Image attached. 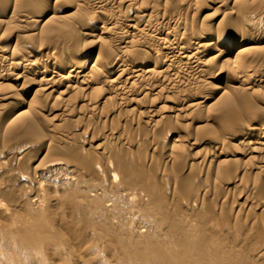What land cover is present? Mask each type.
Masks as SVG:
<instances>
[{
	"label": "bare ground",
	"instance_id": "obj_1",
	"mask_svg": "<svg viewBox=\"0 0 264 264\" xmlns=\"http://www.w3.org/2000/svg\"><path fill=\"white\" fill-rule=\"evenodd\" d=\"M263 43L264 0H0V218L12 219L24 204L39 200L37 192L31 199L20 192L29 186L27 171H45L46 160L34 153L30 158L32 149L83 152L90 163L66 161L65 168L72 175L91 169L110 189L117 184L96 173L101 162L145 177L146 154L156 151L151 189L157 191L170 171L163 172L162 162L196 171V184L169 175L170 186L184 188L183 198L166 204L182 209L178 221L147 236L137 231L140 241L131 236L135 242L125 248L160 264H264V113L253 118L230 100L240 95L250 108L264 98ZM115 116L146 134L148 148L123 126L98 128ZM231 116L244 124L223 127ZM210 120L219 125H206ZM64 123L74 129L61 128ZM201 178L214 179L216 189L200 185ZM98 183L87 189L97 193ZM231 190L239 197L228 210L219 205L218 213L224 221L245 217L241 240L224 237L235 250L215 237L221 230L214 234L211 223L206 226V210ZM23 232L30 243L36 228L24 223ZM244 242L255 251L243 254Z\"/></svg>",
	"mask_w": 264,
	"mask_h": 264
},
{
	"label": "rangeland",
	"instance_id": "obj_2",
	"mask_svg": "<svg viewBox=\"0 0 264 264\" xmlns=\"http://www.w3.org/2000/svg\"><path fill=\"white\" fill-rule=\"evenodd\" d=\"M228 83L230 85L238 84L236 81L232 82V80L228 81ZM230 100L236 106L243 107L244 109L247 108L245 111L249 112L253 118H262V114L264 113V98L254 101V105L256 106L250 108L240 103V95L232 96ZM166 106H169V103H166ZM101 109L106 111L108 106L102 105ZM104 120L100 121V124L96 123L99 124L98 128L104 130L110 127H118L121 129L123 126L121 129L123 133L138 140L142 147L148 148L151 139L145 136L146 134L144 135V133H137V130L135 131L129 124H126V126L122 125L121 116ZM237 124H244V120L240 116H231L222 122L223 127H231ZM206 125L217 126L219 124L214 120H210ZM61 126L65 130L74 129L71 123H64ZM38 131L40 134L46 133L44 127L39 128ZM74 131L77 134L81 133V137H83L82 133H86L78 128ZM87 136L89 135L87 134ZM76 138L74 137L77 141L73 139L74 143L79 145L78 136ZM183 146L186 148H184L185 150L190 148L188 145L186 146V143ZM47 149L48 147L40 152L33 149L30 150L31 152L29 151V155L34 153L35 156H39L38 158L43 157L42 162L46 160V162H43L44 164L42 163L41 168L46 173L44 171L40 176L32 170L27 171L26 179L29 186L20 191L29 199L35 198L34 194L37 192L39 200L24 204L22 210L12 219L11 217L13 216L0 218V232L4 234L7 232V236L9 237L8 243H5L1 239L2 236L0 237V264H160L161 261L158 258L154 259L141 251H128L124 244L134 243V237L140 241L136 233L137 231L141 230L142 234L147 236L150 233L149 230L153 231V228H156V230L160 229L158 232H163L166 226L178 221L179 218L176 216V213L182 209L177 207L170 210L166 207V204L174 203L175 196L183 198L184 188L176 189V187L172 186L174 185L173 182L170 186L167 177L169 175L172 177L173 175L178 180L182 179L186 183L196 184L194 181V177H196L194 173L196 171L181 172L176 170L177 166L159 162L162 166L161 169L164 170L163 172L170 171L168 174H166L167 172L165 173V179L163 183H160L157 189L158 192L154 191L147 183L155 178L151 170L154 168L157 154L156 151L154 153H150L149 151L146 154L145 160V170L147 171L145 177L126 175L119 172V170L111 169L101 162L100 168L96 173L105 177H112L117 187L110 189L101 181L95 180L93 175L95 172L91 169V171L87 170L82 174L72 175L71 173L73 172L65 168L63 163L66 161L72 163H90L83 152L66 153L64 151L61 154H57L51 148ZM34 154L30 158L34 159ZM149 157L155 158H150L149 160ZM40 162L39 159L35 160L34 165ZM167 167H170V169ZM211 179H207L209 183ZM256 179L260 180L258 176ZM201 180L203 183H201ZM201 180L197 179L196 181H200V185L205 183L203 185L205 187L209 186L207 188H210L209 191H211V187L214 189V179H212L213 183L211 182L212 186L211 183L205 182L202 178ZM96 182H99L98 184L100 185V190L97 193L87 189L89 185ZM135 182L137 185H134ZM239 187L241 186H237V188ZM217 188L218 191L223 192L222 184L219 183ZM240 189L239 191H241ZM172 190L175 194H172ZM233 190L229 192H234ZM237 191L230 195L228 192L226 195L229 196L225 197V200L217 198L215 205H213V210L210 211L205 208L209 216L206 220L207 223L202 221L206 223V226L208 223H211V226L207 227L213 233L216 228L221 230L222 232L216 234L215 237L221 240L227 248L230 247L234 250L235 248L225 242L224 237L231 240H241L243 238V230L247 228L245 217L238 215L237 218L231 217L229 221H224L218 211L221 204L222 208L228 210L230 201L232 202L236 196L237 198L239 197L240 192L238 191V193ZM235 193L237 195H234ZM48 200L50 201L49 203ZM137 221L145 222L149 226L148 229L143 227L136 229L134 223ZM195 222H201V220H195ZM24 223L26 225L31 224L36 228V232L30 243H24L26 238V234L23 232ZM232 228L234 231L231 232ZM118 233H121V238L123 239L117 238L116 235ZM139 243L137 242L135 245H139ZM241 244V250L244 251L243 254L255 251L253 250L254 247L248 243L245 245ZM250 250L253 251L251 252Z\"/></svg>",
	"mask_w": 264,
	"mask_h": 264
}]
</instances>
